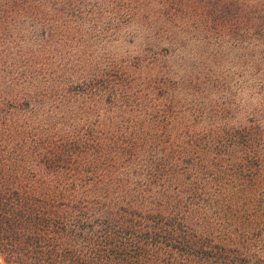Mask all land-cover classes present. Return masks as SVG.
<instances>
[{
  "label": "trees",
  "instance_id": "16d2710c",
  "mask_svg": "<svg viewBox=\"0 0 264 264\" xmlns=\"http://www.w3.org/2000/svg\"><path fill=\"white\" fill-rule=\"evenodd\" d=\"M100 86L95 73L60 88L84 97L86 126L37 133V160L0 137L6 262L264 264V137L240 122L182 131L192 120L170 112L166 90L144 100L146 116H120L142 100L108 112Z\"/></svg>",
  "mask_w": 264,
  "mask_h": 264
},
{
  "label": "rangeland",
  "instance_id": "374dc122",
  "mask_svg": "<svg viewBox=\"0 0 264 264\" xmlns=\"http://www.w3.org/2000/svg\"><path fill=\"white\" fill-rule=\"evenodd\" d=\"M95 73L108 112L140 99L120 116H146L166 90L192 120L182 131L240 122L264 137V0H0V137L37 160V133L86 126L84 97L58 92Z\"/></svg>",
  "mask_w": 264,
  "mask_h": 264
}]
</instances>
